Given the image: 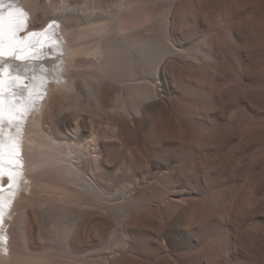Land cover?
<instances>
[{
	"label": "rangeland",
	"instance_id": "obj_1",
	"mask_svg": "<svg viewBox=\"0 0 264 264\" xmlns=\"http://www.w3.org/2000/svg\"><path fill=\"white\" fill-rule=\"evenodd\" d=\"M12 2L2 10L19 3L28 27L79 30L84 51L69 35L32 53L46 68L39 127L72 161H48L31 195L22 164L17 181L0 177L20 189L15 220L0 211V257L10 231L17 264H264V0ZM26 100L22 134L19 117L0 128L20 155L36 121Z\"/></svg>",
	"mask_w": 264,
	"mask_h": 264
},
{
	"label": "bare ground",
	"instance_id": "obj_2",
	"mask_svg": "<svg viewBox=\"0 0 264 264\" xmlns=\"http://www.w3.org/2000/svg\"><path fill=\"white\" fill-rule=\"evenodd\" d=\"M15 0H13V2H14ZM17 1V0H16ZM38 1V0H37ZM11 2V1H10ZM12 2V3H13ZM19 2V1H18ZM35 2H36V0H35ZM16 3V2H15ZM38 3V2H37ZM37 3H34V5L35 4H37ZM24 4V3H23ZM13 5H15V4H13ZM18 5H19V3H18ZM18 5H16V6H18ZM32 5H33V3H32ZM29 6V5H28ZM36 6V5H35ZM38 6V5H37ZM20 7V6H19ZM24 7H26V6H24ZM30 7V6H29ZM29 7L27 8V9H29ZM37 7H35V9H36ZM28 11V10H27ZM31 18V17H30ZM62 25V24H61ZM50 26V27H49ZM48 27H47V25H46V27L45 26H43V27H36V28H31V27H28V25H27V23H26V28L24 29V30H26V32H27V34L29 33V32H35V33H37L38 35L36 36V37H33V38H31V39H29V40H23V41H11V47L9 46V44H10V41L8 40V37H7V35H5V37H4V39H3V55H0V61H5V62H9L10 61V59H6L7 57H10V55H13V54H15L16 55V53H17V55L19 54L20 56L23 54V52H24V50L25 51H28V52H25L26 53V55L28 56V58H27V60L25 61V64L23 63H21L20 61H19V63H17L16 65L18 66V69H19V67H23L22 69L24 70V69H26V71H27V69L28 70H30V71H27V72H25V71H21V70H19L18 72H16L15 73V71L14 70H16L15 68H8L9 70L7 71V72H5V70H3V72L2 73H4L5 72V74H0V80H2L3 81V85H2V87H0V91L1 90H3V88H5L6 86L5 85H7V83H9V87L11 86V88H12V90H11V92H12V96L13 97H10L11 99L12 98H16V97H18V99L15 101V103H16V105H18V106H11L10 105V103H8L9 104V106H11V107H6V105H7V100H9L10 98H9V96H8V94H2V96L0 95V102H2V103H0V109H2V115H0V128L1 127H3V125H5V122H6V118L8 119V120H10L12 117L13 118H20L18 121H17V125H18V127H19V131L17 132V134L18 135H21L22 134V130H23V119H24V117H20V111H18V109H19V106H22V107H26L28 104H30V103H28L27 102V100L26 99H30V100H32L34 97H36V100L34 101V107L35 108H33V112L35 113V117H34V119L36 120L35 122H30V130L28 131L27 130V132H25V133H27L26 135H25V139H23V141H24V144H25V142L26 143H29V147H28V150L26 151V146H24L25 147V150L22 152V155H20V153L18 152V147L21 145L20 144V138L21 137H19L18 135H17V137H16V141H15V145H13V143H14V138L13 137H11V138H6V137H2V140L4 141V142H7L8 143V145H9V148H8V151L7 152H5V153H2V154H0V160H3L4 161V163H1L0 162V169H2V171L4 172V171H7V172H11L12 173V182H14L15 180L17 181L18 180V178L20 177V173L22 172V169H21V164L23 165V166H25V168L27 169V172H29L28 174V177H29V179L31 180L30 181V184H29V186H30V191L29 192H27L28 193V195H31L32 193H33V191H34V188H35V185H37V181L39 180H42V179H44V176H43V169H46L45 168V164L48 162V161H51V160H55V161H57V162H62V163H64V162H69V160L70 161H72V156H71V154H69V153H67L66 152V149L62 146V143L59 141V140H56L55 138H50V137H46L45 135L43 136L42 135V129H40V127H39V125L41 124V119H40V117H39V115L41 114L40 112V110H42V109H40V107L41 106H39V105H41L42 103V101H43V98H45L44 97V94H43V92L42 91H44L45 90V88L44 87H42V88H37L36 90H35V88L36 87H38L39 85H37L36 84V82L37 81H41V82H43V79H42V72H41V77H38V76H40L39 75V72H40V70L42 69H39V70H37V71H39L38 73H37V71L35 70V69H32V67H39L38 65H41V64H43V61H38V59H36V61H38V62H36L35 61V58H36V56H33V54L32 53H34V51L35 50H37L38 48H40L41 46H44V48L46 49L47 47H48V45L51 43V42H54V40H55V42H57V45H58V48H61V43H63L62 41H63V39H62V37H60V36H57V32H58V28H57V24H55V21H54V23L53 22H51L50 23V25H49ZM60 29H62V28H60ZM77 29V28H76ZM75 30V29H74ZM94 30L95 31H99L98 29H96V28H94ZM61 31V30H60ZM59 31V32H60ZM68 31V30H67ZM58 32V33H59ZM63 34H61V35H64V37L68 40V38L71 36L74 40H73V42H74V44L76 43L77 44V49L76 50H78L79 52H81V51H84L83 50V46H82V39H83V36H82V34L80 33V31L79 30H77V31H74L73 33H69V35H68V32H71V31H68V32H66V29H65V27L63 28ZM21 33H22V31H21ZM27 34L26 35H22V34H18L20 37H25V36H27ZM59 35V34H58ZM63 37V38H64ZM64 38V39H65ZM48 44V45H47ZM51 45V44H50ZM54 45V44H53ZM52 45V46H53ZM56 44H55V48H56V46H57ZM71 45V44H70ZM45 46H47V47H45ZM64 46V45H63ZM43 48V49H44ZM50 48H51V46H50ZM53 49V48H52ZM21 50L23 51V52H21ZM54 50V49H53ZM52 50V51H53ZM57 50V49H56ZM55 51V50H54ZM62 51H64V49L62 50ZM61 51V52H62ZM37 52V54H41L43 51L42 50H37L36 51ZM45 52V51H44ZM46 53V52H45ZM48 53V52H47ZM32 54V55H31ZM36 54V55H37ZM63 56V55H62ZM4 57V58H3ZM26 57V56H25ZM30 57H34V59H32V58H30ZM30 58V59H29ZM46 58V57H45ZM12 59V58H11ZM26 59V58H25ZM41 59V58H40ZM43 59V58H42ZM30 61V64L28 63V64H26V62L27 61ZM24 61V60H23ZM13 62V61H12ZM16 62H17V60H16ZM14 63V62H13ZM21 63V64H20ZM2 65H4V64H2ZM1 65V66H2ZM11 65V64H10ZM19 65H21V66H19ZM29 65V66H28ZM25 66H28V68H26ZM4 67V66H3ZM2 68V67H1ZM11 69H13V70H11ZM44 69H46L45 67L42 69L43 71H44ZM61 69V68H60ZM67 72V71H66ZM35 75H36V77H37V79L35 80ZM13 76H15V77H13ZM13 77V78H12ZM34 77V78H33ZM17 78H20V79H23V80H29V82H31V84H29V83H25L24 84V86H23V88H22V90H25V89H29V97L27 96V98L25 97V94L23 93V92H21L20 91V89H19V87H17L16 89H15V87H14V85H13V83H12V81H13V79H16V80H18L19 81V79H17ZM41 78V79H40ZM21 84H23V82L21 83ZM21 88V87H20ZM6 89V88H5ZM8 89V88H7ZM35 90V91H34ZM39 90H42L41 92L39 91ZM9 91V90H8ZM33 91V92H32ZM39 93V94H38ZM10 95V94H9ZM24 96V97H23ZM20 97V98H19ZM5 99V100H4ZM6 101V102H5ZM22 102H23V104H22ZM32 106V107H33ZM20 110V109H19ZM23 110V109H22ZM40 111V112H39ZM22 112V111H21ZM23 115V114H22ZM34 119H33V117H32V121H34ZM26 120V119H25ZM2 121H4V123H1ZM14 123V122H13ZM28 124H29V122H28ZM6 125H8V123L6 124ZM25 126V125H24ZM28 127V128H29ZM40 129V130H39ZM0 140H1V138H0ZM2 140L0 141V144H1V142H2ZM22 144H23V142H22ZM45 148V147H47L46 148V150L45 149H42V148ZM19 148H21V147H19ZM44 151H47V152H49L48 154L50 155V157H49V159H45L44 157L42 158V155H43V153H44ZM54 154H53V153ZM73 154V153H72ZM16 160V163L14 162ZM10 164H14V166L13 167H11V166H9ZM70 165L71 166H73V164L70 162ZM2 167V168H1ZM74 167V166H73ZM24 168V169H25ZM6 169V170H5ZM25 171V170H24ZM19 172V173H18ZM20 179V178H19ZM2 178L0 179V211H1V208H2V206H4V205H6V206H4L3 208H2V214L3 213H6V211H7V209L8 208H10L9 210L10 211H8L7 212V214L5 215V219L7 220V219H9V218H11L10 216L12 215L13 216V220H15V218L16 217H14V212H16L17 211V207H18V204H17V202L16 203H13L14 202V200H16L17 198H16V196H18L17 194H19L20 193V189H16V188H14V189H16V190H12L13 189V187L11 188V192H12V195L14 194V192H16V195H14V196H9V194L11 195V193H9L8 194V189L6 190V188H5V185H4V182L2 183ZM37 187V186H36ZM18 188V187H17ZM25 193V192H24ZM24 193H21L20 194V199H22L23 198V196L25 195ZM22 197V198H21ZM17 201H19V200H17ZM22 213V212H21ZM1 216V215H0ZM18 216V215H17ZM26 216H27V213L25 212V213H23L22 214V216H19V221L15 224L17 227H16V229H18V231H19V233H20V239H21V243L23 244V246L25 247L26 246V244H27V238H26V230H25V222H26ZM16 222V221H15ZM6 224V223H5ZM5 230V229H4ZM4 237H6L7 238V243H5V242H2L1 244H2V246H3V249L4 250H6L5 252V254L4 255H2V257H0V264H17L16 262H15V259H14V255H13V253H12V246H11V233H10V231H8V233L6 234V235H4ZM5 240V239H4ZM3 240V241H4ZM2 246H1V248H2ZM1 252H2V250H1Z\"/></svg>",
	"mask_w": 264,
	"mask_h": 264
},
{
	"label": "snow or ice",
	"instance_id": "obj_3",
	"mask_svg": "<svg viewBox=\"0 0 264 264\" xmlns=\"http://www.w3.org/2000/svg\"><path fill=\"white\" fill-rule=\"evenodd\" d=\"M3 7L2 0H0V55H3V39L5 35H7L10 41V47L12 46L11 41L29 40L38 35L35 32H29L27 36L20 37L18 34L26 28L27 12L22 7L14 6L11 3L7 5V12L2 10ZM16 58L20 59L19 56ZM0 73H2V69H0ZM2 85L3 81L0 80V87ZM0 115H2V109H0ZM2 175L3 171L0 169V176ZM9 176H11V173H9Z\"/></svg>",
	"mask_w": 264,
	"mask_h": 264
},
{
	"label": "clouds",
	"instance_id": "obj_4",
	"mask_svg": "<svg viewBox=\"0 0 264 264\" xmlns=\"http://www.w3.org/2000/svg\"><path fill=\"white\" fill-rule=\"evenodd\" d=\"M19 35H20V33H19ZM12 83H13L14 86H19V81L16 80V79H13ZM7 86H9V83H7L6 87H7ZM17 150H18L19 153H21V150L19 149V147H18ZM9 173H11V172L4 171V172H3V176H4V175H7V176L12 180V173H11V176H9ZM0 177H1V176H0ZM11 182H12V181H11ZM12 186H16V184H12Z\"/></svg>",
	"mask_w": 264,
	"mask_h": 264
}]
</instances>
